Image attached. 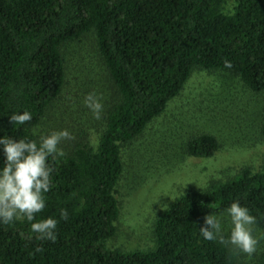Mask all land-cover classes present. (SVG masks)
I'll return each mask as SVG.
<instances>
[{"label": "trees", "instance_id": "1", "mask_svg": "<svg viewBox=\"0 0 264 264\" xmlns=\"http://www.w3.org/2000/svg\"><path fill=\"white\" fill-rule=\"evenodd\" d=\"M228 1L0 0V136L38 140L33 129H67L73 137L58 145L63 157H49L52 187L36 214V220L57 219L55 241L39 239L24 219L0 224V264H264V165L174 199L154 218L153 249L107 245L120 215L122 150L130 146L147 156L158 149L154 139L139 141L181 96L194 70L231 75L245 92L264 93V0ZM89 34L95 62L94 53L82 54L66 70L68 47ZM89 92L103 97L100 119L83 104ZM22 111L32 120L10 123L12 112ZM259 112L244 123L264 143V107ZM181 148L184 156L208 159L219 143L201 134ZM235 200L255 217L252 255L197 231L209 213L227 217L224 209ZM223 226L227 241L230 224Z\"/></svg>", "mask_w": 264, "mask_h": 264}, {"label": "rangeland", "instance_id": "2", "mask_svg": "<svg viewBox=\"0 0 264 264\" xmlns=\"http://www.w3.org/2000/svg\"><path fill=\"white\" fill-rule=\"evenodd\" d=\"M228 4L231 5V0ZM82 40L68 47L71 50L66 56L68 71L74 65L73 59L82 54L94 53L91 62H95L94 36L89 34ZM99 68L95 65L97 71ZM229 78L233 77L194 70L181 96L168 105L166 112L147 130V137L139 141L154 139L158 149L152 148L147 156L130 146L122 150L124 173L117 195L120 215L116 235L107 243L110 249L127 252L153 249L154 218L174 199L186 192H202L212 182H225L245 168L258 169L264 165L263 140L244 123L263 109L264 93L245 92L235 79ZM218 94H222L219 100L235 99L238 105H222L216 100ZM90 134L94 137L92 131ZM201 134L214 136L219 151L208 159L184 156L181 145ZM227 222L225 217L222 225Z\"/></svg>", "mask_w": 264, "mask_h": 264}, {"label": "clouds", "instance_id": "3", "mask_svg": "<svg viewBox=\"0 0 264 264\" xmlns=\"http://www.w3.org/2000/svg\"><path fill=\"white\" fill-rule=\"evenodd\" d=\"M224 67L230 69V61H224ZM103 97L95 92L85 94L84 106L89 109L95 119L101 118ZM12 112L10 123L24 125L32 120L29 111L22 114ZM33 135L38 140L14 139L11 136H0V224L8 225L19 219L30 223V229L41 240L55 241L57 219L48 217L36 220V214L45 208V194L51 190L52 175L55 171L48 163L49 157L56 159L64 153L58 148L62 140L73 139L67 129L54 131L48 134L33 129ZM230 228L227 241L222 235L223 215L209 213L204 217V223L197 230L200 236L207 241L237 246L242 252L252 255L256 251L257 240L252 235L251 226L255 217L247 207L238 200L233 201L224 209ZM61 219L67 220V209L59 210ZM40 249H37L39 251Z\"/></svg>", "mask_w": 264, "mask_h": 264}]
</instances>
